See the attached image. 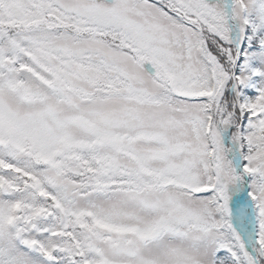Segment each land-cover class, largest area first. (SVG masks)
Listing matches in <instances>:
<instances>
[{
  "label": "snow or ice",
  "instance_id": "6c2138e0",
  "mask_svg": "<svg viewBox=\"0 0 264 264\" xmlns=\"http://www.w3.org/2000/svg\"><path fill=\"white\" fill-rule=\"evenodd\" d=\"M0 264H264V0H0Z\"/></svg>",
  "mask_w": 264,
  "mask_h": 264
}]
</instances>
